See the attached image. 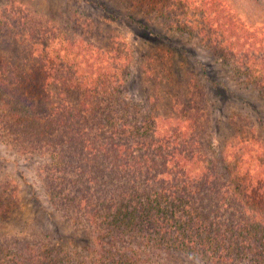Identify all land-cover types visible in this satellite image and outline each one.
Listing matches in <instances>:
<instances>
[{"label":"trees","instance_id":"trees-1","mask_svg":"<svg viewBox=\"0 0 264 264\" xmlns=\"http://www.w3.org/2000/svg\"><path fill=\"white\" fill-rule=\"evenodd\" d=\"M114 1L210 50L264 98V0ZM88 19L106 37V23ZM70 21L0 9V43L21 51H0V141L41 161L44 192L81 229L62 241L58 229L2 238L0 264H264V143L254 128L242 123L245 136L217 145L194 77L186 96L169 99L171 115L157 95L132 99L129 38L79 39ZM16 187L0 171V216L18 206Z\"/></svg>","mask_w":264,"mask_h":264},{"label":"rangeland","instance_id":"rangeland-1","mask_svg":"<svg viewBox=\"0 0 264 264\" xmlns=\"http://www.w3.org/2000/svg\"><path fill=\"white\" fill-rule=\"evenodd\" d=\"M8 5L17 6L33 19L50 26L64 25V21L71 18L68 25H75L81 35L79 39L94 41L97 38L106 42L114 36L128 37L137 51L130 63L132 75L125 85L129 97L147 101L148 97L157 95L160 99L155 105H158L159 112L171 115L169 99L175 98L176 93L179 97L186 96L189 81L194 77L203 87L204 101L210 110V130L217 145L240 139L242 132H237V129L242 123L253 127L264 143V98L242 85L210 50L200 47L195 41H189L156 23L148 25L138 13L129 11L114 0H0V9ZM88 15L106 23V37L97 32V26L88 19ZM0 51L5 55L21 52L9 39L1 41ZM162 53L168 55L166 72H161L156 80L154 76L161 70L162 62L155 60ZM150 69L154 71L147 73L146 70ZM234 119L242 121L236 125ZM40 162L0 141V171L14 180L18 198L16 209L9 215L0 216V240L41 238L42 233L55 229L59 231L53 234L60 238L58 241L81 235V229L74 228L64 212L56 208L52 197L44 192L37 170ZM180 264L205 263L182 257Z\"/></svg>","mask_w":264,"mask_h":264}]
</instances>
